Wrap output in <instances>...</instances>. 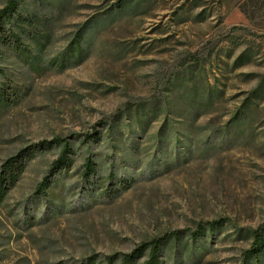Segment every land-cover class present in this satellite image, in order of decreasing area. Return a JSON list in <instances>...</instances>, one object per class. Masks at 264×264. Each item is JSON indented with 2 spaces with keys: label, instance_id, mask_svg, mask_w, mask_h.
Wrapping results in <instances>:
<instances>
[{
  "label": "rangeland",
  "instance_id": "1",
  "mask_svg": "<svg viewBox=\"0 0 264 264\" xmlns=\"http://www.w3.org/2000/svg\"><path fill=\"white\" fill-rule=\"evenodd\" d=\"M118 1L129 0H59L64 10L55 12L50 57L91 21L90 58L42 76L13 66L23 93L18 106L0 113V166L39 142L79 141L102 131L99 124L112 123L120 111L131 110L121 123L128 134L135 107L143 106L147 118L155 104L167 103L168 110L161 108L146 136L132 135L139 144L131 153L117 154L106 141L94 145L92 153L106 166L98 177L81 178L79 156L54 204L35 192L59 150L36 158L0 205V264H77L95 254L130 253L143 242L213 221L222 224L197 242L196 252L171 250L168 264H241L251 240L234 227L264 224V93L253 107L252 129L232 135L226 125L264 81V0H133L117 12ZM5 4L0 0V10ZM185 88L188 93L180 94ZM210 90L214 107L194 121L195 101ZM167 119L168 138L177 136L179 143L159 154ZM111 173L134 185L116 198L103 194Z\"/></svg>",
  "mask_w": 264,
  "mask_h": 264
},
{
  "label": "trees",
  "instance_id": "2",
  "mask_svg": "<svg viewBox=\"0 0 264 264\" xmlns=\"http://www.w3.org/2000/svg\"><path fill=\"white\" fill-rule=\"evenodd\" d=\"M132 1H118L116 11H123L124 7ZM252 3V7H255L253 1ZM63 10L64 4L59 6V0H6L5 6L0 10L1 114H8L20 104L22 99V88L16 85L14 79L16 75L14 65L19 64L31 74L42 76L50 72L64 73L81 66L90 58L92 45L88 37L89 31L94 28L91 21L77 32L75 38L59 55L50 57L48 49L54 44V30L57 23L55 12L59 11L57 13L61 15ZM244 13L249 14L247 9H244ZM216 91L217 94L223 95V92ZM187 93L188 89L186 88L180 92V94ZM262 93H264L263 80L232 115L226 125V133L240 135L244 128L252 129L254 127L256 111L253 110V107H258L256 102L258 98L263 97ZM214 96V90H210L205 100L195 101L196 107L194 105L193 115H191L194 121H197L205 112L207 113L214 107ZM154 106L150 118L144 114L145 108L143 106L135 107L132 114L133 124H130L133 129L129 128L128 134L125 133L127 127L121 123L124 122L123 118L129 114L130 109L126 115L120 111L119 117L115 118L112 123H100L102 131L95 129L90 133L83 134L79 141L57 137L51 141H42L31 145L9 157L0 166V205L8 199L10 193L21 182L30 164L39 156L54 150H59L58 157L53 161L47 174L37 186L35 194L39 199H44L48 203H55V192L64 177L73 170L79 156H84V162L79 168L81 178L89 181L93 177H98L100 171H106V166L103 160L98 161L97 154L92 153V147L94 145L101 147L106 141L112 144V148L118 150L117 154L119 152L131 153L133 148L137 150L139 143L131 140L132 135L140 138L146 136L150 123L158 120L161 115V108H163L162 111L168 110L167 103H163L161 106L155 104ZM203 110H205L204 113ZM180 116L183 115L180 114ZM139 119L140 121H138ZM168 128L169 120L167 119L159 134V154L160 151L169 153L170 144L173 141H175L174 143L178 142L177 136L168 138ZM114 142L117 145L113 144ZM126 179H121L115 176V173H111L103 182V194H109L113 198L121 196L130 190L135 182L130 178ZM32 224H36V221ZM220 224H222L221 221L199 223L195 230H176L143 242L130 253H116L105 257L95 254L77 264H139L140 262H143L142 264H168L167 257L171 250L175 249L176 255H188L191 252H196L198 249L196 247L197 242L207 240L208 236ZM234 228L240 237L251 240L250 248L242 254L241 264H261L264 255V224L254 230Z\"/></svg>",
  "mask_w": 264,
  "mask_h": 264
}]
</instances>
